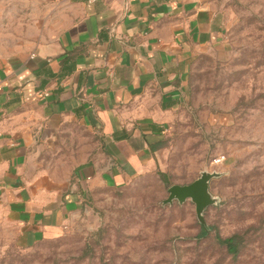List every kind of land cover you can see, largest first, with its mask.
I'll list each match as a JSON object with an SVG mask.
<instances>
[{
	"label": "crops",
	"instance_id": "crops-1",
	"mask_svg": "<svg viewBox=\"0 0 264 264\" xmlns=\"http://www.w3.org/2000/svg\"><path fill=\"white\" fill-rule=\"evenodd\" d=\"M32 1L31 41L0 47V222L29 248L156 168L196 60L227 33L217 0Z\"/></svg>",
	"mask_w": 264,
	"mask_h": 264
},
{
	"label": "rangeland",
	"instance_id": "rangeland-1",
	"mask_svg": "<svg viewBox=\"0 0 264 264\" xmlns=\"http://www.w3.org/2000/svg\"><path fill=\"white\" fill-rule=\"evenodd\" d=\"M217 2L227 33L196 60L190 102L171 116L156 168L94 193L62 234L34 247L0 222V264H264V0ZM31 4L0 0L4 50L31 41L18 23ZM204 171L221 175L210 182L219 201L201 238L191 200L163 201ZM235 234L236 258L217 240Z\"/></svg>",
	"mask_w": 264,
	"mask_h": 264
},
{
	"label": "water",
	"instance_id": "water-1",
	"mask_svg": "<svg viewBox=\"0 0 264 264\" xmlns=\"http://www.w3.org/2000/svg\"><path fill=\"white\" fill-rule=\"evenodd\" d=\"M219 172L204 171L194 182L186 185H172L169 189V196L163 201L164 204H172L178 201L180 204L191 200L195 204L196 215L199 222L207 229L204 213L208 207L216 205L219 201L210 191V182L220 177Z\"/></svg>",
	"mask_w": 264,
	"mask_h": 264
},
{
	"label": "trees",
	"instance_id": "trees-1",
	"mask_svg": "<svg viewBox=\"0 0 264 264\" xmlns=\"http://www.w3.org/2000/svg\"><path fill=\"white\" fill-rule=\"evenodd\" d=\"M208 234V230L203 228L202 232L199 234V237L203 238ZM217 240L222 246L226 248L228 254L232 255L234 258H236L241 252L242 237L240 235L235 234L227 238L218 237Z\"/></svg>",
	"mask_w": 264,
	"mask_h": 264
},
{
	"label": "built area",
	"instance_id": "built-area-1",
	"mask_svg": "<svg viewBox=\"0 0 264 264\" xmlns=\"http://www.w3.org/2000/svg\"><path fill=\"white\" fill-rule=\"evenodd\" d=\"M222 162V158H217V160H215V162L214 163H217V164H219V163H221Z\"/></svg>",
	"mask_w": 264,
	"mask_h": 264
}]
</instances>
